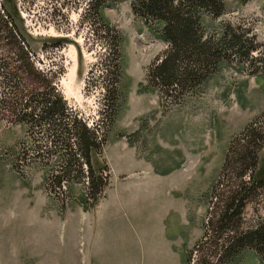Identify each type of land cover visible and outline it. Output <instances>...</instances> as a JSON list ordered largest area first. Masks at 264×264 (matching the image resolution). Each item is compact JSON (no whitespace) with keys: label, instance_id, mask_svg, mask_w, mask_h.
I'll return each mask as SVG.
<instances>
[{"label":"rangeland","instance_id":"1","mask_svg":"<svg viewBox=\"0 0 264 264\" xmlns=\"http://www.w3.org/2000/svg\"><path fill=\"white\" fill-rule=\"evenodd\" d=\"M92 1L6 3L34 64L54 74L66 105L104 138L99 158L109 177L93 204L83 200L78 178L48 188L46 167L15 162L31 133L0 102V264H195L219 253L217 264H261L252 246L222 251L221 237L206 239L205 230L218 198L238 181L232 150L248 126L264 127V76L246 62L219 60L189 78L192 84L165 93L146 75L166 43L130 0ZM223 1L212 30L239 24L243 47L253 56L264 52V0ZM69 75L74 94L64 82ZM3 96L12 95L0 83ZM31 130L44 141L37 126ZM261 220L259 194L245 203L239 228Z\"/></svg>","mask_w":264,"mask_h":264},{"label":"trees","instance_id":"2","mask_svg":"<svg viewBox=\"0 0 264 264\" xmlns=\"http://www.w3.org/2000/svg\"><path fill=\"white\" fill-rule=\"evenodd\" d=\"M11 1L0 0V83L12 96H3L0 102L31 133L29 142L14 153L15 162H38L46 167L44 182L53 191L78 178L84 183L83 200L93 204L108 183L107 164L99 158L104 138L99 136L97 128L87 125L66 105L53 85L54 74L34 64L33 51L19 21L13 18ZM99 1L93 0L92 4ZM130 8L153 36L166 43L146 75L148 82L165 93L192 84L189 78L219 60L246 62L253 67L252 71L258 70L264 76V52L253 56L243 47L245 37L239 24L231 26L226 21L219 31L212 30L210 21L225 12L223 0H130ZM54 39L59 44L60 39ZM117 47V42L113 43L111 52L115 54ZM34 126L44 134L43 142L33 136ZM263 144L262 124L248 126L236 150L231 152L232 156L237 155L232 168L238 181L232 189L225 190V199L218 198L205 230L206 239L212 235L218 241L221 237L222 251L243 244L252 246L261 264H264V220L240 229L239 215L248 200L259 194L260 198L264 197V162L257 167L258 151ZM228 154L224 167L229 161ZM245 173L248 179L242 180ZM211 255L207 259L201 256L195 264H217L222 258L220 253Z\"/></svg>","mask_w":264,"mask_h":264},{"label":"bare ground","instance_id":"3","mask_svg":"<svg viewBox=\"0 0 264 264\" xmlns=\"http://www.w3.org/2000/svg\"><path fill=\"white\" fill-rule=\"evenodd\" d=\"M70 75H73V74L71 73ZM70 75L68 76L69 80L65 79L64 82H65L68 94H74L75 92L73 93V89H72V79H71L72 76H70Z\"/></svg>","mask_w":264,"mask_h":264}]
</instances>
